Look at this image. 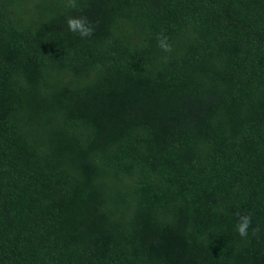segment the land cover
Returning <instances> with one entry per match:
<instances>
[{
  "label": "trees",
  "instance_id": "obj_1",
  "mask_svg": "<svg viewBox=\"0 0 264 264\" xmlns=\"http://www.w3.org/2000/svg\"><path fill=\"white\" fill-rule=\"evenodd\" d=\"M76 4L0 0V264H264V0Z\"/></svg>",
  "mask_w": 264,
  "mask_h": 264
},
{
  "label": "clouds",
  "instance_id": "obj_2",
  "mask_svg": "<svg viewBox=\"0 0 264 264\" xmlns=\"http://www.w3.org/2000/svg\"><path fill=\"white\" fill-rule=\"evenodd\" d=\"M67 7L76 8V0H67ZM67 28L73 34H78L81 38L91 37L93 34V27L88 21L87 17H69L67 19ZM159 47L165 51H171V45L167 43V37L158 38ZM251 216L250 215H240L238 217V223L236 225V230L238 235L241 238H246L248 236V229L251 226ZM258 230L253 229V234H255Z\"/></svg>",
  "mask_w": 264,
  "mask_h": 264
}]
</instances>
